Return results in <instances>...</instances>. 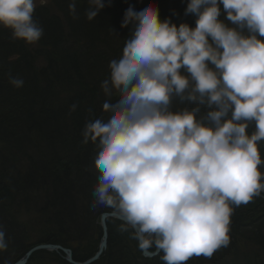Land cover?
Segmentation results:
<instances>
[{"label": "clouds", "instance_id": "9594fccd", "mask_svg": "<svg viewBox=\"0 0 264 264\" xmlns=\"http://www.w3.org/2000/svg\"><path fill=\"white\" fill-rule=\"evenodd\" d=\"M87 3L88 20L106 6ZM36 7L0 0V26L39 42ZM69 10L79 18L75 0ZM184 14L195 27L161 19L155 0L128 7L121 26L132 27L102 81L101 114L88 109L81 132L97 145L91 208L120 219L117 230L163 264L212 258L230 244L234 208L264 194V0H188Z\"/></svg>", "mask_w": 264, "mask_h": 264}, {"label": "trees", "instance_id": "16d2710c", "mask_svg": "<svg viewBox=\"0 0 264 264\" xmlns=\"http://www.w3.org/2000/svg\"><path fill=\"white\" fill-rule=\"evenodd\" d=\"M71 2L48 0L35 8L34 19L44 29L39 51L0 26V226L8 241L0 264H13L43 243L70 248L74 260L84 262L97 252L102 237L99 219L108 211L91 208L99 175L97 145L83 144L81 132L88 109L101 114L102 81L132 27L121 26L126 10H142L148 0H105L92 20L85 16L87 0H75L78 19L69 10ZM155 3L161 19L195 27L196 17L184 14L188 0ZM91 66L102 71L92 81ZM10 76L24 85L13 86ZM73 103L78 107L70 111ZM120 223L108 219V247L92 264H163L159 255L144 257L130 232L117 230ZM230 238L212 258L193 256L186 264H264L263 194L234 208ZM27 264L71 263L62 251L43 250Z\"/></svg>", "mask_w": 264, "mask_h": 264}, {"label": "water", "instance_id": "95a60500", "mask_svg": "<svg viewBox=\"0 0 264 264\" xmlns=\"http://www.w3.org/2000/svg\"><path fill=\"white\" fill-rule=\"evenodd\" d=\"M263 196H264V194H263ZM111 217L112 216H110L109 212H103L101 214L100 225H101L103 234H102V238L100 240L98 250L94 254V256H92L91 258L87 259L84 262L75 261L73 258V251L69 248H65V247H63L61 245H57V244L43 243V244H38V245L32 247L31 249H29L19 260H17L13 264H27L28 261L30 260L31 256L34 253H36L38 251H43V250L58 251V252L62 251L65 253V259L71 264H92L95 261L99 260L100 257L102 256V254L104 253V251L107 249V245H108L107 219L111 218ZM118 220H120V219H118ZM142 254L146 258H153V257L158 256V255H151V254H144V253H142Z\"/></svg>", "mask_w": 264, "mask_h": 264}, {"label": "rangeland", "instance_id": "374dc122", "mask_svg": "<svg viewBox=\"0 0 264 264\" xmlns=\"http://www.w3.org/2000/svg\"><path fill=\"white\" fill-rule=\"evenodd\" d=\"M39 5V0H37V6ZM71 41H73L72 39H71ZM29 45V48L32 50V51H34V52H36V51H39L40 50V46H39V43L37 42V43H35V44H28ZM43 49H41V51H42ZM76 50H78V49H76ZM39 60L38 61H40V62H38V65H40V66H42L43 64V62H44V60L43 59H41V58H38ZM42 62V63H41ZM99 64V63H98ZM100 65V64H99ZM90 69H92L91 70V72H90V74H89V78L88 79H91L92 77H96L98 74H102V71L101 70H99V68H97V67H93V66H91L90 67ZM91 76V77H90ZM91 81H92V79H91ZM101 83V82H100ZM100 217H101V215H100ZM112 218V217H111ZM111 218H108V219H111ZM108 219H107V227H108ZM114 219H116V218H114ZM118 220V219H117ZM99 225H100V219H99ZM101 226V225H100ZM102 234H103V232H102ZM109 235V234H108ZM102 238V237H101ZM57 245H59V244H57ZM62 246V245H61ZM64 247V246H63ZM107 247H108V245H107ZM66 248V247H65ZM70 249V248H69ZM32 257V256H31ZM31 259V258H30ZM19 260V259H18ZM76 261V260H75ZM16 262V261H15ZM29 262V261H28Z\"/></svg>", "mask_w": 264, "mask_h": 264}]
</instances>
